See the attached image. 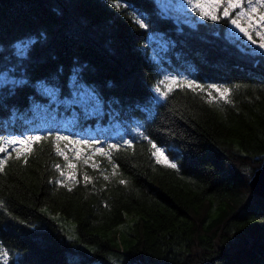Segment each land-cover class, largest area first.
<instances>
[{"label":"trees","instance_id":"trees-1","mask_svg":"<svg viewBox=\"0 0 264 264\" xmlns=\"http://www.w3.org/2000/svg\"><path fill=\"white\" fill-rule=\"evenodd\" d=\"M227 31L156 0H0V137H41L0 153V264H264V57Z\"/></svg>","mask_w":264,"mask_h":264},{"label":"snow or ice","instance_id":"snow-or-ice-1","mask_svg":"<svg viewBox=\"0 0 264 264\" xmlns=\"http://www.w3.org/2000/svg\"><path fill=\"white\" fill-rule=\"evenodd\" d=\"M189 7L192 8V11L196 13L202 19H210L212 21H217L221 18H224L226 22L230 21L232 25H234L244 36L248 38L253 44H257V40L253 38V32L256 35L260 36L261 40H264V33H261L257 30V28H264V0H199V3H193V0H188ZM220 12L222 15H218ZM242 20L245 23H242ZM141 28H148L149 25L143 21V19L137 21ZM37 41L31 37L13 42L10 46L11 50L9 53L10 58L16 61V64H13L10 68L6 70L5 74L14 73L17 70L18 66H24L28 61L31 60L35 48L33 47ZM259 48L264 49V43H259ZM174 81L177 79L175 77L172 78ZM14 84H26L27 80H13ZM184 83L188 87L199 88L201 91L204 90L205 86L197 83L196 80H188L185 78ZM5 87L7 84L4 85ZM208 89L215 90L221 98H227L230 94L231 89L227 86L210 84L206 86ZM157 92L160 91L159 87L156 89ZM167 93H165L166 95ZM209 97H212V92L208 93ZM56 140H69V136H64L57 132L55 134ZM41 137L39 135H21V136H13L11 138L0 137V153L7 152V148L4 145H8L10 147H14V150L17 153V157L23 154L25 151H31L30 145L39 141ZM72 143L75 144H97L100 143L98 140L88 141V140H72ZM124 143L131 145L132 141L127 140ZM20 145L26 146L25 148H20ZM111 148H116L117 145L111 144ZM152 147L155 149L154 155L157 156V161L160 162V157L164 156L165 149L163 147H157L155 143L152 144ZM59 151V148L57 149ZM97 152H103L102 148L96 149ZM10 155V154H9ZM60 155L64 156L65 160H68V156L65 152H60ZM175 159V157H173ZM6 161L0 160V166H2ZM165 163H168V166L171 168H176V163H172L168 160L167 156L164 159ZM69 168L74 169L76 167L75 164L69 163L67 165ZM59 167V166H57ZM2 170V167H0ZM64 173L61 172V176ZM69 179H73L72 175H69ZM84 180L88 181L89 177L87 175L84 176ZM121 183H125V181L121 180ZM7 255V252L4 253ZM135 264V262H133Z\"/></svg>","mask_w":264,"mask_h":264},{"label":"rangeland","instance_id":"rangeland-1","mask_svg":"<svg viewBox=\"0 0 264 264\" xmlns=\"http://www.w3.org/2000/svg\"><path fill=\"white\" fill-rule=\"evenodd\" d=\"M161 8L165 11L170 13L176 20L186 22V23H193L197 21H203L205 19L200 18L196 15L195 12L192 11V8L188 5V0H156ZM193 3H199V0H193ZM218 15H222V13L218 12ZM224 19V18H221ZM221 19H219L221 21ZM217 20L216 22H218ZM225 20V19H224ZM242 23H245L242 20ZM257 30L261 33H264V28H257ZM228 37L229 39L237 44L240 48L245 51L251 52L255 55H261L264 57V49L259 48V43H264V40L260 39V36L256 35L253 32V38L257 40V44H253L251 41L248 40L246 36L243 35L234 25L228 21ZM158 44H160L159 39H157ZM159 93V92H158ZM155 151V150H154ZM165 156H167L166 151L164 156L160 157V162L164 165H168V163L164 162ZM156 159L157 156L155 155ZM168 158V156H167ZM169 160V158H168ZM67 164L63 167V173H67L68 175H74L76 171V167L74 169L69 168L67 165L69 163L75 164L73 161L69 162L70 160H65ZM76 165V164H75ZM123 228V227H122Z\"/></svg>","mask_w":264,"mask_h":264},{"label":"water","instance_id":"water-1","mask_svg":"<svg viewBox=\"0 0 264 264\" xmlns=\"http://www.w3.org/2000/svg\"><path fill=\"white\" fill-rule=\"evenodd\" d=\"M249 186L255 195H258L264 198V164L255 173Z\"/></svg>","mask_w":264,"mask_h":264},{"label":"bare ground","instance_id":"bare-ground-1","mask_svg":"<svg viewBox=\"0 0 264 264\" xmlns=\"http://www.w3.org/2000/svg\"><path fill=\"white\" fill-rule=\"evenodd\" d=\"M149 42H151V40H149ZM258 171V170H257ZM261 197V196H260Z\"/></svg>","mask_w":264,"mask_h":264}]
</instances>
